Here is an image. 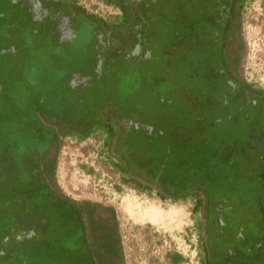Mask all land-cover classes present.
Returning <instances> with one entry per match:
<instances>
[{
    "label": "rangeland",
    "instance_id": "obj_1",
    "mask_svg": "<svg viewBox=\"0 0 264 264\" xmlns=\"http://www.w3.org/2000/svg\"><path fill=\"white\" fill-rule=\"evenodd\" d=\"M74 1L79 8L52 23L35 22L25 0H0V103L7 105L13 92L28 91L35 99L37 118L45 119L44 126L54 133L84 132L107 112L125 129L146 130L150 124L149 136L131 142L134 154L140 151L154 163L161 158L167 166L188 162L202 181L235 186L236 195L217 189L227 199L243 202L247 194H259L262 183L254 164L233 168L220 162L221 156L245 146L243 120L250 109L243 108L240 116L225 109L229 86L216 73L226 75L225 49L231 74L264 87V0H129L126 22L117 21L118 8L101 0ZM237 1L242 6L235 11ZM232 8L230 27L229 16L222 18L220 13ZM37 9L38 17L46 16L40 6ZM0 112L5 115V106ZM78 124H83L82 130ZM103 138L100 128L86 137L65 135L57 151H49L60 192L79 203L114 209L120 264H172L171 251L183 255L177 264H200L193 201H162L155 192H140L123 182ZM252 148L256 152L257 146ZM235 152L248 154L243 149ZM44 214L45 220L34 218L0 239L7 248L0 245L2 254L16 245V239L29 242L32 234L48 229L52 242L71 244L68 223L57 228L59 222ZM231 214L226 217L230 223L255 229L257 219L248 211ZM90 240L94 242V234ZM25 250L21 253L31 258L28 264H53L48 259L58 255L55 250L40 251L33 243Z\"/></svg>",
    "mask_w": 264,
    "mask_h": 264
},
{
    "label": "trees",
    "instance_id": "obj_2",
    "mask_svg": "<svg viewBox=\"0 0 264 264\" xmlns=\"http://www.w3.org/2000/svg\"><path fill=\"white\" fill-rule=\"evenodd\" d=\"M63 1H69L70 5L75 4L74 0ZM101 1L120 10L117 21L129 20V0ZM236 6L241 7L242 2L234 3L235 11ZM234 9L226 11L230 27L235 16ZM193 11L194 7L191 8V12ZM99 20L107 24L104 20ZM230 27L229 33H224L226 40L231 35ZM224 56L225 66L228 67L225 51ZM216 78L225 81L226 77L218 72ZM225 82L229 86L227 94L224 93L226 100L224 99L223 104L226 110H233L240 116L243 108H249L253 114L261 109L255 117H250V113L245 114L243 124L246 134L243 137L246 139L241 140L245 146L234 149L247 150L248 156H238L237 152L232 151L221 156L220 161L233 168L252 164L256 166L257 170L254 172L258 183H262L259 194L256 190L252 195L247 194L243 202L241 199H227L224 195L217 194V189H221V193L225 190L231 191L234 195L237 192L235 186L230 183L225 187L222 184H210L207 179L202 181L201 177L190 170L188 162L167 166L161 158L154 163L142 156L140 151L134 154L132 148L135 146H132L131 142L136 140L137 136H149L153 132L150 124L146 130L136 129L135 126L133 129H125L119 122L111 120L107 112L105 116L102 115L100 121L92 123V127L84 132L78 133L74 129L73 133L69 134L57 129L54 133L45 127V119L37 118L35 99L29 92L24 89L13 92L14 96L7 105L0 103V109L4 106L6 108L4 116L0 112V239L4 241L13 229L20 228L34 218L45 220V212L55 219V224L59 222L57 228L64 229L62 223H68L71 244L63 245V242L57 239L52 242L48 236L50 230L44 227L47 233H44L45 230L42 231L44 234L35 232L29 242H20L15 238L17 243L12 249L7 252L5 250L4 255L0 250V264H28L31 258H25L26 252L22 254L21 251H26L25 246L32 243L45 253L55 250L58 255L48 259L53 264H59L58 261L71 264H120L122 257L114 209L90 201L79 203L63 195L54 184L55 159L48 157L51 149L57 151L63 136L86 137L97 128L104 131L103 146L109 153L112 165L120 172L123 182L131 183L140 192H155L162 201H193L192 211L196 215L194 227L200 264H264V87L242 80L234 85ZM211 85L210 89L215 90V85ZM80 126L83 124L78 127ZM255 145L256 152L251 151L255 149L252 148ZM35 207L38 213L32 212ZM97 209H101L103 213ZM239 210L248 211L254 216L253 219H257L253 231H248L241 222L227 221V215L235 214ZM200 212L202 216L198 215ZM90 233L95 236L93 243ZM1 240V249H7ZM169 255L172 264H177L183 259V255L177 251H171Z\"/></svg>",
    "mask_w": 264,
    "mask_h": 264
},
{
    "label": "flooded vegetation",
    "instance_id": "obj_3",
    "mask_svg": "<svg viewBox=\"0 0 264 264\" xmlns=\"http://www.w3.org/2000/svg\"><path fill=\"white\" fill-rule=\"evenodd\" d=\"M62 1L63 0H25L26 5H27L28 9L30 10V15L35 22H41V21L47 20V21H51L52 23H54L53 20H56L59 17L63 18L65 12L72 14V13H74L75 8H79L76 6V3L74 5H70L68 2L64 3ZM37 6H40V9H42L41 10L42 14L46 13V16H44L45 18L43 17V15L41 17L37 16V14H38L37 13L38 12ZM220 16L222 18L226 16L225 9L222 11V14L220 13ZM234 17L235 16H233V18ZM220 37H221V35H220ZM226 44H228V40H227ZM226 44H225V47H226ZM224 51H225V49H224ZM225 55H226V52H225ZM226 60H227V57H226ZM235 60H236V58L233 57L232 61L234 64H235ZM226 64H228V61L226 62ZM226 68L227 69H226L225 81H230L234 85L236 82L241 80V79L237 78L235 75L231 74V72L229 71V68L227 66H226ZM226 79H228V80H226Z\"/></svg>",
    "mask_w": 264,
    "mask_h": 264
}]
</instances>
